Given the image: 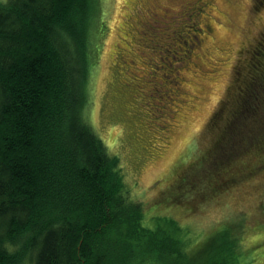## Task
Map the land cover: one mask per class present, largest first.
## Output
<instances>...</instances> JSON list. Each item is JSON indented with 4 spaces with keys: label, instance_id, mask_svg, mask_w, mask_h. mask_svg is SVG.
<instances>
[{
    "label": "trees",
    "instance_id": "obj_1",
    "mask_svg": "<svg viewBox=\"0 0 264 264\" xmlns=\"http://www.w3.org/2000/svg\"><path fill=\"white\" fill-rule=\"evenodd\" d=\"M103 23L100 0L0 1V264H253L264 238L246 244L243 225L221 222L199 238L166 214L148 222L130 197L119 158L84 114ZM256 48L240 103L201 153L203 172H241L252 152L264 163Z\"/></svg>",
    "mask_w": 264,
    "mask_h": 264
},
{
    "label": "rangeland",
    "instance_id": "obj_2",
    "mask_svg": "<svg viewBox=\"0 0 264 264\" xmlns=\"http://www.w3.org/2000/svg\"><path fill=\"white\" fill-rule=\"evenodd\" d=\"M100 4L104 23L84 114L119 158L130 197L143 204L148 222L166 214L202 238L228 221L238 230L243 225L246 244L261 241L262 156L237 161L249 174L225 166L203 172L200 156L228 125L242 82L262 57L255 46L264 48V0ZM263 251L253 264H264Z\"/></svg>",
    "mask_w": 264,
    "mask_h": 264
}]
</instances>
